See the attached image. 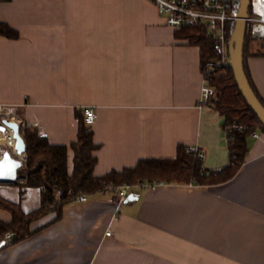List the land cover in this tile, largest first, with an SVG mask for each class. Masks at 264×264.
I'll list each match as a JSON object with an SVG mask.
<instances>
[{
	"label": "crops",
	"instance_id": "obj_1",
	"mask_svg": "<svg viewBox=\"0 0 264 264\" xmlns=\"http://www.w3.org/2000/svg\"><path fill=\"white\" fill-rule=\"evenodd\" d=\"M0 21L19 32L0 34V102L66 145L78 137L77 111L93 106L95 174L172 158L178 144L201 148L206 169L228 163L223 118L197 101L198 47L175 37L152 1L0 0ZM246 66L264 103L259 44L247 47ZM73 158L69 148V171ZM24 182L0 181V196L28 212L41 191L21 196ZM133 195L117 204L108 189L66 204L59 220L1 249L0 264H264V134L249 137L244 162L224 182L160 183ZM0 219L11 213L0 210Z\"/></svg>",
	"mask_w": 264,
	"mask_h": 264
},
{
	"label": "trees",
	"instance_id": "obj_2",
	"mask_svg": "<svg viewBox=\"0 0 264 264\" xmlns=\"http://www.w3.org/2000/svg\"><path fill=\"white\" fill-rule=\"evenodd\" d=\"M239 0L232 1L230 12H237ZM250 12V11H249ZM235 21L226 23V36L230 39ZM0 34L17 38L19 32L6 22L0 21ZM175 37L198 47L200 69L207 84L214 89L215 96L208 103L222 116V126L226 133L228 163L218 169L209 170L202 166V160L187 151V146L178 144L172 158H139L135 165L112 169L103 174H95L98 161L96 151L100 144L94 140L91 125L87 124L84 115L77 111L79 120L78 137L70 145L54 144L48 136L36 127L22 124L21 133L26 143L23 165L18 175L25 182L21 185V196L26 187H38L41 191V204L28 212L23 211L19 202L0 196V210L11 213V219H0V250L33 235L46 225L59 220L66 204L74 202L81 194L93 195L110 188L115 189L123 183L141 184L144 182L187 183L210 185L230 179L244 162L248 152L249 137L253 132L264 134V126L243 98L233 69L229 64L207 67V63L220 58L218 41L207 36L203 25L183 26L177 28ZM253 38L250 35V23L246 24L243 50V67L245 75L259 101L264 103L255 90L246 66L247 47ZM244 126L237 128L238 126ZM74 151L73 168L68 169V150ZM50 212L55 217L48 223L33 227V223ZM11 238L6 239V234Z\"/></svg>",
	"mask_w": 264,
	"mask_h": 264
},
{
	"label": "built area",
	"instance_id": "obj_3",
	"mask_svg": "<svg viewBox=\"0 0 264 264\" xmlns=\"http://www.w3.org/2000/svg\"><path fill=\"white\" fill-rule=\"evenodd\" d=\"M154 3L157 13L163 18L165 24L180 28L183 26L203 25L207 36H211L218 41L220 49V58L215 62L207 63L208 68L215 65H227L230 63V54L228 51L229 40L226 36V23L235 21L236 13L230 12L233 0H150ZM238 8V7H237ZM248 15L246 22L250 23V35L259 42L264 50V0H250ZM215 96L213 87L209 86L204 79L198 103H208ZM85 122L92 125L97 119V112L93 106H87L83 110ZM16 121L22 125V120L18 118L13 105L0 102V125L5 126V130L0 128V146L1 154L5 149L14 151L16 139L14 131L8 127L4 121ZM240 125L237 128H242ZM231 126L225 128V133L229 132ZM252 136L258 137L257 132H253ZM3 139V143H2ZM227 140V138H226ZM227 142V141H226ZM187 151L193 153L199 159H203L204 152L198 146H187ZM23 159V157H21ZM161 182H144L141 184L123 183L113 189L117 193V204L124 201L125 197L136 189H153ZM88 195L81 194L76 197L75 201H86ZM118 208V205H117ZM117 218V214L114 215ZM107 231L106 234H110ZM11 238V233L6 234V239Z\"/></svg>",
	"mask_w": 264,
	"mask_h": 264
},
{
	"label": "water",
	"instance_id": "obj_4",
	"mask_svg": "<svg viewBox=\"0 0 264 264\" xmlns=\"http://www.w3.org/2000/svg\"><path fill=\"white\" fill-rule=\"evenodd\" d=\"M249 6L250 0H239L234 27L229 39L228 51L230 54V65L233 69L238 88L248 106L253 110L264 126V106L250 86L243 67L244 39L247 24L246 17L249 12ZM4 123L14 131L13 135L16 139L14 151L18 157L9 149L3 151L0 157V181L12 182L17 180L19 176L18 170L23 165V159L21 157H23L26 152V143L21 133V124L9 120H5ZM0 128L3 130L6 129L3 125H0ZM135 198L136 196L129 193L124 201H130Z\"/></svg>",
	"mask_w": 264,
	"mask_h": 264
},
{
	"label": "rangeland",
	"instance_id": "obj_5",
	"mask_svg": "<svg viewBox=\"0 0 264 264\" xmlns=\"http://www.w3.org/2000/svg\"><path fill=\"white\" fill-rule=\"evenodd\" d=\"M251 44H252V47H253V46H255V45H258L259 42H258L257 40H255V39H253V40L251 41ZM216 61H217V60H216Z\"/></svg>",
	"mask_w": 264,
	"mask_h": 264
},
{
	"label": "bare ground",
	"instance_id": "obj_6",
	"mask_svg": "<svg viewBox=\"0 0 264 264\" xmlns=\"http://www.w3.org/2000/svg\"><path fill=\"white\" fill-rule=\"evenodd\" d=\"M2 143H3V139H2ZM0 157H1V146H0Z\"/></svg>",
	"mask_w": 264,
	"mask_h": 264
}]
</instances>
